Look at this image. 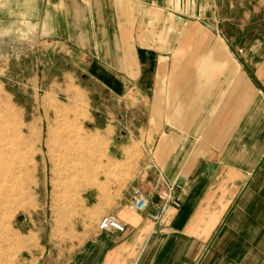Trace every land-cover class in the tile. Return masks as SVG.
<instances>
[{
  "label": "crops",
  "instance_id": "1",
  "mask_svg": "<svg viewBox=\"0 0 264 264\" xmlns=\"http://www.w3.org/2000/svg\"><path fill=\"white\" fill-rule=\"evenodd\" d=\"M254 13L264 0H0V55L41 43L80 53L107 96L130 115L143 110L133 131L182 185L181 205L159 223L153 207L129 206V186L111 206L89 187L90 211L62 238L39 230L33 264H264V36L246 34ZM115 110L97 118L104 129ZM121 141L112 136L114 160ZM147 172L144 189L155 182ZM108 213L126 229L101 230Z\"/></svg>",
  "mask_w": 264,
  "mask_h": 264
},
{
  "label": "rangeland",
  "instance_id": "2",
  "mask_svg": "<svg viewBox=\"0 0 264 264\" xmlns=\"http://www.w3.org/2000/svg\"><path fill=\"white\" fill-rule=\"evenodd\" d=\"M250 19L248 37L264 36V13ZM70 55L58 43H41L35 51L29 44L14 46L0 55V264H33L39 230L52 228L62 238L75 217L90 211L83 199L89 187L101 186L111 206L113 191L139 185L141 170L156 180L151 147L133 131L134 122L145 120L143 110L130 115L88 75V61ZM104 107L117 110L115 123L106 116L105 129L97 120ZM113 135L124 143L115 160ZM92 136L101 137L99 143Z\"/></svg>",
  "mask_w": 264,
  "mask_h": 264
},
{
  "label": "built area",
  "instance_id": "3",
  "mask_svg": "<svg viewBox=\"0 0 264 264\" xmlns=\"http://www.w3.org/2000/svg\"><path fill=\"white\" fill-rule=\"evenodd\" d=\"M240 52L243 49H239ZM156 180L150 188H142L139 185L133 186L130 194L129 206L137 211H144L153 207L148 212V217L155 223H159L168 209L171 207H179L181 205L180 190L182 185L178 181H168L164 173L156 165ZM98 227L101 230H117L124 231L126 223L120 220L116 214L108 213L103 215Z\"/></svg>",
  "mask_w": 264,
  "mask_h": 264
},
{
  "label": "bare ground",
  "instance_id": "4",
  "mask_svg": "<svg viewBox=\"0 0 264 264\" xmlns=\"http://www.w3.org/2000/svg\"><path fill=\"white\" fill-rule=\"evenodd\" d=\"M1 180V179H0Z\"/></svg>",
  "mask_w": 264,
  "mask_h": 264
}]
</instances>
